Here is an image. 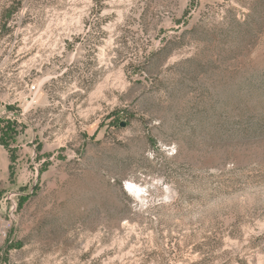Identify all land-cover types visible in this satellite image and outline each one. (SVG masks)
<instances>
[{
	"label": "rangeland",
	"instance_id": "rangeland-1",
	"mask_svg": "<svg viewBox=\"0 0 264 264\" xmlns=\"http://www.w3.org/2000/svg\"><path fill=\"white\" fill-rule=\"evenodd\" d=\"M0 146V264H264V0H0Z\"/></svg>",
	"mask_w": 264,
	"mask_h": 264
},
{
	"label": "built area",
	"instance_id": "built-area-1",
	"mask_svg": "<svg viewBox=\"0 0 264 264\" xmlns=\"http://www.w3.org/2000/svg\"><path fill=\"white\" fill-rule=\"evenodd\" d=\"M31 91H33V92L36 91V88L34 86L31 87ZM6 201L7 200H3V202L0 201V216H1L2 212H3V204H5ZM9 214L10 215L8 216V218L5 219L4 222H3L1 233H0V235H1V237L3 239L10 238V234L13 231L14 224H15V221H16L15 210H13V208H12V210H10Z\"/></svg>",
	"mask_w": 264,
	"mask_h": 264
},
{
	"label": "crops",
	"instance_id": "crops-1",
	"mask_svg": "<svg viewBox=\"0 0 264 264\" xmlns=\"http://www.w3.org/2000/svg\"><path fill=\"white\" fill-rule=\"evenodd\" d=\"M0 148L3 149L4 147L3 146L2 147L0 146ZM1 149H0V162H4V163L7 162L8 164L6 165V171H9V169H10L9 168L10 159H9V157H8V159L6 158L7 157V156H5L6 154ZM6 171H5V168L2 167V173L6 172Z\"/></svg>",
	"mask_w": 264,
	"mask_h": 264
}]
</instances>
